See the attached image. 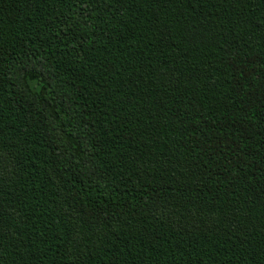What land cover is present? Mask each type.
<instances>
[{"label": "trees", "instance_id": "obj_1", "mask_svg": "<svg viewBox=\"0 0 264 264\" xmlns=\"http://www.w3.org/2000/svg\"><path fill=\"white\" fill-rule=\"evenodd\" d=\"M0 264H264V0H0Z\"/></svg>", "mask_w": 264, "mask_h": 264}]
</instances>
